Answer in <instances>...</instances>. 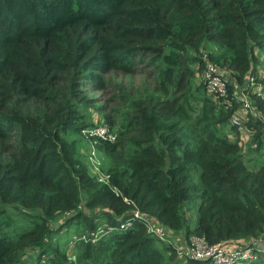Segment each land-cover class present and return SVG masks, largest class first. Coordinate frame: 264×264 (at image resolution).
I'll list each match as a JSON object with an SVG mask.
<instances>
[{
	"label": "trees",
	"instance_id": "1",
	"mask_svg": "<svg viewBox=\"0 0 264 264\" xmlns=\"http://www.w3.org/2000/svg\"><path fill=\"white\" fill-rule=\"evenodd\" d=\"M205 43L240 80L264 55V0H0V264H24L30 250L36 264H181L137 219L70 251L49 240L72 222L119 224L135 208L211 242L264 233V127L250 119L246 155L228 135L233 107L192 86ZM142 66L161 95L129 99L114 140L86 136L94 102L82 85ZM92 144L109 183L90 170ZM13 215L27 221L16 233Z\"/></svg>",
	"mask_w": 264,
	"mask_h": 264
},
{
	"label": "built area",
	"instance_id": "2",
	"mask_svg": "<svg viewBox=\"0 0 264 264\" xmlns=\"http://www.w3.org/2000/svg\"><path fill=\"white\" fill-rule=\"evenodd\" d=\"M260 56V54H259ZM255 65L251 63L243 77L237 79L234 70L210 59L208 53L202 50L200 66L196 70V79L203 83L206 91L216 101L222 97L226 106L233 109L228 123L236 127L238 132L232 131L228 135L238 143L245 142L252 137L254 129L249 126L250 119H258L264 127V111L256 101L264 100V55ZM93 124L83 129L88 137H97L105 140H114L115 129L104 120L94 117ZM90 170L97 179L109 183V173L101 168V157L95 147L88 149ZM66 214L70 211H66ZM144 221L146 230L163 242L170 243L175 249V256L182 261L195 260L205 264H248L260 259L264 253V242L254 236L236 238L233 240L208 241L204 236L184 231H175L162 225L157 220L146 216L139 209H133L130 217L116 225L99 224L95 229H88L76 234L70 241V246L77 240L95 243L103 236L130 226L133 220ZM180 233V234H176ZM74 257V255H72ZM45 262V258L41 259ZM50 264V263H48Z\"/></svg>",
	"mask_w": 264,
	"mask_h": 264
},
{
	"label": "rangeland",
	"instance_id": "3",
	"mask_svg": "<svg viewBox=\"0 0 264 264\" xmlns=\"http://www.w3.org/2000/svg\"><path fill=\"white\" fill-rule=\"evenodd\" d=\"M202 50L206 51L209 54L216 50V47L211 43H205L199 46V49L194 52L195 61L192 63L194 74L192 78V86L195 87L198 85L199 81L196 79V72L195 69L199 63V57L202 54ZM210 57V56H209ZM211 58V57H210ZM260 60H263V54L260 53L259 56ZM143 69H140L139 67L132 72H124L122 70L112 69L109 72L105 74L104 78V85L101 88H95L92 84L84 83L82 87L85 88L87 93L93 97V102L91 106H89V111L94 114V117L100 118V114L103 113L104 116H106L109 120L112 122V127L115 129V131L121 132V130L125 129L121 126V120L123 116V111L128 107L129 99L131 98H137V97H144L147 93H156L161 95L159 89H158V78L156 76V71L150 70L151 66H142ZM102 119V118H100ZM106 123H108L106 121ZM226 126H230L228 124H225ZM225 126V127H226ZM224 127H221V130H223ZM234 131L238 132L236 127H234ZM225 129V128H224ZM252 137H249V139L245 142L238 143L240 147H242V152L248 155V147L251 146V140ZM14 138H11V141H13ZM256 143L253 142L252 146H255ZM90 148V147H89ZM86 151V149H84ZM100 154V153H99ZM258 155V153H254V156ZM101 156V154H100ZM258 161H262L264 159V147L263 152L259 154V157L257 158ZM256 160L253 161V164ZM105 171V170H103ZM187 218L193 219L194 217V210L192 208H188L186 212ZM105 221L100 220L99 223L103 224ZM57 223V222H56ZM56 223H53V226H56ZM27 224V221L20 218L17 215H13L9 221L8 228L10 229V233H16L21 231V229ZM84 224H78L75 222H72L69 225H66L57 232H51L49 240L54 243L58 244V247L61 251H70L73 250L70 247V241L76 236L78 232L81 233L80 230L83 228ZM85 231V230H82ZM181 231V230H179ZM180 234V233H176ZM256 238H260L261 241L264 242V233L257 236ZM236 239V238H233ZM230 239V240H233ZM161 242L157 241L156 245L161 246ZM264 254V253H263ZM26 261L24 264H34L36 261L37 251L30 250L26 255ZM262 256V255H261ZM264 256V255H263ZM44 256L42 257V259ZM182 264H196L195 260H188V261H182ZM248 264H264V258H261L257 260L256 262H250Z\"/></svg>",
	"mask_w": 264,
	"mask_h": 264
},
{
	"label": "crops",
	"instance_id": "4",
	"mask_svg": "<svg viewBox=\"0 0 264 264\" xmlns=\"http://www.w3.org/2000/svg\"><path fill=\"white\" fill-rule=\"evenodd\" d=\"M263 255H264V254H262V256L260 257V259H261V258H264V256H263ZM34 264H36V261L34 262Z\"/></svg>",
	"mask_w": 264,
	"mask_h": 264
}]
</instances>
